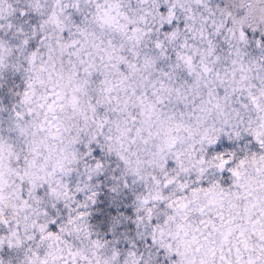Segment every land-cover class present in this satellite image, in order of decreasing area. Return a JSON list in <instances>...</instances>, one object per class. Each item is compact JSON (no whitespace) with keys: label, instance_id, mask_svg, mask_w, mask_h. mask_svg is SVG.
Listing matches in <instances>:
<instances>
[{"label":"snow or ice","instance_id":"snow-or-ice-1","mask_svg":"<svg viewBox=\"0 0 264 264\" xmlns=\"http://www.w3.org/2000/svg\"><path fill=\"white\" fill-rule=\"evenodd\" d=\"M0 264H264V0H0Z\"/></svg>","mask_w":264,"mask_h":264}]
</instances>
